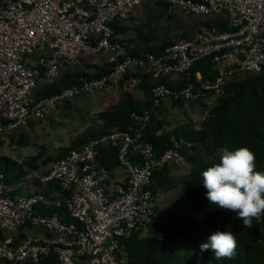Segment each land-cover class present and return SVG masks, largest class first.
<instances>
[{
  "label": "built area",
  "instance_id": "built-area-1",
  "mask_svg": "<svg viewBox=\"0 0 264 264\" xmlns=\"http://www.w3.org/2000/svg\"><path fill=\"white\" fill-rule=\"evenodd\" d=\"M153 2L171 12L218 18L213 21L227 27L206 26L191 37L175 39L159 55L133 56L113 24H128L138 8ZM100 55L110 66L108 74L83 78L76 86L37 99L42 85L56 83L84 57ZM206 59L214 80L204 82L197 73L183 89L161 83L170 76L189 77L194 65ZM132 69H146L151 76L149 108L134 112L127 130L114 129L53 161L41 182L56 183L57 193L14 196L0 174V234L17 233L26 225L36 232L15 246L6 240L12 248H0V264L39 263L51 253L57 264H127L125 241L134 232L165 227L169 220L157 210L152 177L183 163L184 151L195 144L178 139L174 127L167 128L171 146L160 156L145 134L160 119L165 100L203 103V122L231 80L264 73V0H0V145L67 102L110 90ZM103 148L118 150V168L128 173L124 186L113 185L111 171L100 164ZM54 205L65 207L73 221L37 210Z\"/></svg>",
  "mask_w": 264,
  "mask_h": 264
},
{
  "label": "trees",
  "instance_id": "trees-1",
  "mask_svg": "<svg viewBox=\"0 0 264 264\" xmlns=\"http://www.w3.org/2000/svg\"><path fill=\"white\" fill-rule=\"evenodd\" d=\"M163 5L168 8L167 5ZM205 25L215 26L222 30L227 27L218 22H208ZM113 27L116 35L124 32V29L119 28L116 24H113ZM186 37L183 36V38ZM171 43L165 42L160 47H151L148 44L137 49L130 47L129 51L133 56H139L142 53L159 55ZM109 71L110 66L105 64L92 74L64 73L56 83L42 85L37 90V99L76 86L81 83L83 78H101ZM197 73L202 74L204 82L214 80L211 60L206 59L196 63L190 76H185L180 86H171L164 80L161 83L172 89H183L189 83V78L194 80ZM140 85L145 92L151 91L153 87L145 81ZM174 103L182 105L181 102ZM70 104L71 102H67L65 106H70ZM146 109L139 104L133 94L125 93L115 109L99 113L100 120L103 122L100 129L86 131L76 138L68 148L63 149L57 157L50 158L49 161L60 160L71 152L79 150L92 139L108 134L114 129L127 130L133 125L132 114L134 112L142 114ZM164 126L162 120L155 119L145 134V139L155 146L156 152L160 156L171 146L170 132ZM173 134L178 139L193 142L195 146L209 144L214 151L223 148L234 150L238 147H248L256 155V170L264 171V73L230 82L225 88V94L219 98L216 107L201 123L200 130H195L191 125H180L173 130ZM25 143V140L20 141L21 145ZM194 148L184 151L185 159L191 164L192 171L188 179L182 183L181 208L177 206L168 209L166 215L169 222L165 227L151 225L146 236H142V231H136L130 239L125 241L128 254L127 264H264V215L260 220L253 221L251 229H244L242 221L236 218V213L219 209L210 204L206 198V189L202 184L201 173L213 163H219V159L206 162L192 154L191 151ZM42 155V153L39 154L37 158L28 163L29 170H25L23 166H19L11 160L5 158L0 160V165L2 162L5 168L2 169L0 166V174L5 175V184L11 187L21 183L33 171H39L40 166L34 163ZM99 162L110 171L117 169L119 167L118 150L114 148L101 149ZM7 171L10 174H7ZM177 185L171 176V167H167L153 175L150 189L155 195L160 196L176 189ZM58 190L59 186L56 183L45 187L47 195L57 193ZM10 194L16 195L17 192ZM206 209L208 213L204 220L191 225L183 224L187 218ZM37 210L42 215L51 216L57 213L63 219L69 222L73 221L67 216L65 207L59 208L54 205L42 209L38 207ZM28 229H31L30 225H26L25 229L20 230L18 241L27 236L26 230ZM225 229L233 231L238 242L236 254L232 259L216 260L212 250L200 251L199 246L206 243L214 231ZM57 261V255L51 253L45 261L39 263L29 261L28 264H57Z\"/></svg>",
  "mask_w": 264,
  "mask_h": 264
},
{
  "label": "rangeland",
  "instance_id": "rangeland-1",
  "mask_svg": "<svg viewBox=\"0 0 264 264\" xmlns=\"http://www.w3.org/2000/svg\"><path fill=\"white\" fill-rule=\"evenodd\" d=\"M215 19L218 18L188 16L179 10L171 12L163 4L153 2L144 4L137 11L133 22L131 21L132 27L125 26L123 38H118L133 49L141 48L146 44L151 47H160L165 42H172L183 36H193L203 27H206L205 23H216L213 21ZM84 65L87 66L85 61ZM78 67L75 66L73 70H70V73H86L85 71H80L82 67ZM174 78L176 82L179 80L176 77ZM244 78L246 77L235 80H242ZM235 80H231V82ZM124 81H118V84L113 86V90H109L112 92L111 94H108V91L106 93H93L78 97L71 102L70 106H60L47 119L41 122H32L27 128L19 131L10 137L9 140L2 142L0 145V160L4 158L11 160L19 166H23L25 170H29V162H32L39 154H43L34 163L40 166V170H31L33 172L30 174V177L27 176L25 182L22 184L23 189L29 188L31 184L35 185L34 182L39 180V176L42 177L48 172L46 168L53 162L49 161L50 158L57 157L63 149L68 148L76 138L80 137L86 131L100 129L103 126V122L100 120L99 113L114 109L125 93L133 94L134 92V96L138 95V86L132 88L127 85L125 89ZM169 104H171V100H165L160 112V119L166 129L188 124L196 126L202 122L204 115L203 103L186 102L182 103V105L180 103H173L170 107ZM22 140L26 141L24 145L20 144ZM8 141L9 146L6 147V142ZM191 152L206 162L217 161L221 154V150L214 151L209 144L197 145ZM180 164L182 166H178L175 163L171 167V176L177 182V188L170 191L169 195L163 194L164 196H159L157 200V210L161 214L166 215L168 209L171 207L179 206L181 208L180 191L182 183L188 179L192 171V166L187 159ZM0 166L2 169H5L2 162ZM7 174L10 173L7 171ZM207 213L208 210L206 209L193 217L187 218L183 221V224L191 225L200 222L204 220ZM149 228L146 227L142 230V236L148 234ZM34 233H36L35 230L30 231L28 229L26 231L27 235H33ZM19 234L20 231L17 233H1L0 248L7 247L10 250L12 247L6 243V240L12 239V246H15L18 242Z\"/></svg>",
  "mask_w": 264,
  "mask_h": 264
},
{
  "label": "clouds",
  "instance_id": "clouds-1",
  "mask_svg": "<svg viewBox=\"0 0 264 264\" xmlns=\"http://www.w3.org/2000/svg\"><path fill=\"white\" fill-rule=\"evenodd\" d=\"M256 155L248 147L221 149L219 163L202 171L206 198L219 209L236 213L244 229H251L254 220L264 215V171L256 170ZM238 246L236 235L230 230H216L201 252L212 250L216 260L232 259Z\"/></svg>",
  "mask_w": 264,
  "mask_h": 264
},
{
  "label": "crops",
  "instance_id": "crops-1",
  "mask_svg": "<svg viewBox=\"0 0 264 264\" xmlns=\"http://www.w3.org/2000/svg\"><path fill=\"white\" fill-rule=\"evenodd\" d=\"M140 8H138L134 12L133 17H132V20H131L132 22H133V18L135 16V14L137 13V11ZM131 21L128 24H123V23L121 24L120 22H116L115 24L119 28H121V29H124L125 26L126 27L128 26L129 28H131L132 27ZM221 24H223V23H221ZM123 35H124V33H119L116 36L119 37L120 39H122L123 38ZM122 42H124V41H122ZM84 61H85V64H87V66L84 65ZM104 65H105V58L103 56H101V55L100 56H86V57H84L83 62L79 65V67H82V69L80 71H85L86 73L92 74L93 72H95L98 69L102 68ZM174 77H176L177 79H179L178 80L179 82L178 81L176 82V79ZM184 78H185L184 76H181V77H179V76H170L169 78L165 79L164 81H166L171 86H180L183 83ZM134 79L139 80V82L134 83V81H133ZM122 80H125L124 83H123L125 89H126L127 85L131 86L132 88H134L135 86H138L139 91H137L138 92V95L135 96V98L139 102V104L142 107H144V109H146V108L148 109L149 106H150V102H151L150 91H146L145 92L141 88V85L140 84L145 81V83H147L148 85H152V86L154 85L153 82H152V80H151V76H150L149 72L147 73V70L146 69H138V70L132 69L129 72V74L124 79H122ZM131 80H132V82H131ZM169 82H171L173 84H171ZM117 84H118V82H117ZM113 88L114 87H112L111 90H113ZM108 91H106V92H108ZM106 92H103V93H106ZM111 93H112L111 91L108 92V94H111ZM133 94H134V92H133ZM111 98L113 99L112 96H111ZM111 98H110V100H111ZM118 103L115 106V108L118 106ZM173 103L174 102L171 101V104H173ZM171 104H169V107L171 106ZM111 110H113V109H111ZM160 112H161V110H160ZM201 123L202 122H200L196 126H192V127H194L195 130H200ZM188 125H190V124H188ZM178 166H182V165L179 163ZM48 169H49V166L46 168V170H48ZM29 177H30V175H29ZM39 177H40L39 180H36L34 182L35 185L34 184H31V186L29 188H24L25 190L23 189V186H22L23 182H25V179L21 183H18V184H15V185L9 187L11 189V192L10 193H13V192L16 191L17 192L16 195H18V194L30 195V194L36 193V192H44L45 191V187H47V186H45L41 182V176H39ZM127 181H128V173L125 170H122L120 168H117V169L111 171V183L113 185L124 186ZM167 195H169V193H167ZM160 196H164V195H160ZM30 231H32V230L30 229ZM20 241L21 240H19L18 242H20Z\"/></svg>",
  "mask_w": 264,
  "mask_h": 264
}]
</instances>
